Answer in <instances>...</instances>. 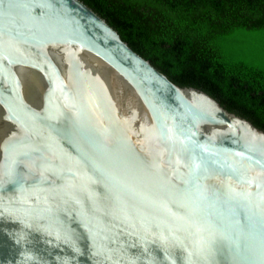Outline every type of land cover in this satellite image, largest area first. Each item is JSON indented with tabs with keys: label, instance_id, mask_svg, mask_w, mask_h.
Returning a JSON list of instances; mask_svg holds the SVG:
<instances>
[{
	"label": "water",
	"instance_id": "1",
	"mask_svg": "<svg viewBox=\"0 0 264 264\" xmlns=\"http://www.w3.org/2000/svg\"><path fill=\"white\" fill-rule=\"evenodd\" d=\"M0 264H264V130L82 0H0Z\"/></svg>",
	"mask_w": 264,
	"mask_h": 264
},
{
	"label": "trees",
	"instance_id": "2",
	"mask_svg": "<svg viewBox=\"0 0 264 264\" xmlns=\"http://www.w3.org/2000/svg\"><path fill=\"white\" fill-rule=\"evenodd\" d=\"M180 86L264 130V0H82Z\"/></svg>",
	"mask_w": 264,
	"mask_h": 264
}]
</instances>
